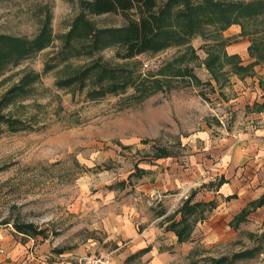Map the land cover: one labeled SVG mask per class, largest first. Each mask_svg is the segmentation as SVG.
I'll return each instance as SVG.
<instances>
[{"label":"rangeland","instance_id":"1","mask_svg":"<svg viewBox=\"0 0 264 264\" xmlns=\"http://www.w3.org/2000/svg\"><path fill=\"white\" fill-rule=\"evenodd\" d=\"M80 12L82 0H0V33L33 39L48 15L53 32L48 47L9 63L0 74V101L24 74H40L28 92L0 108L21 122L17 130L0 123V264H78L81 256L102 254L114 264H215L224 257L232 264L234 255L244 250L252 252L233 264H264V217L252 214L232 221V202L217 193L222 179L215 176L222 139L244 126L243 109L235 99L245 95L252 77L259 76L256 68L264 63L254 65L249 75L227 72L226 64L217 81L207 67V49L222 35L227 51L235 37L211 25L190 44L157 54L125 60L116 54L119 46H110L64 60L63 38ZM87 18L94 28L126 22L113 13ZM239 56L242 65L255 60L249 52ZM96 60L124 70L126 88L117 93L108 86L96 90L107 84L97 83L99 69L84 84L57 85ZM91 90L97 95L90 96ZM146 182L154 193L142 196L135 223L147 230L158 227L147 243L163 254L154 249L152 258L126 261L127 246L117 249L106 232L94 229L93 211L82 215L78 207L80 201H103L106 191L114 193L113 202L127 196L134 204L129 194ZM130 186L123 195L122 189ZM192 191V200L214 199L216 206H196L188 220L191 239L175 243L166 225L168 217L181 218L182 203H172L180 193L186 201ZM167 207L170 214L160 218ZM27 224L36 233L18 232L17 225Z\"/></svg>","mask_w":264,"mask_h":264},{"label":"trees","instance_id":"2","mask_svg":"<svg viewBox=\"0 0 264 264\" xmlns=\"http://www.w3.org/2000/svg\"><path fill=\"white\" fill-rule=\"evenodd\" d=\"M160 0H82L83 12L73 21L72 26L63 38L64 60L73 54H80L85 51L94 54L95 49H104L110 46H119L117 56L123 59L134 58L142 53L151 52L157 54L173 45L182 46L197 35H203L206 25H211L221 33L231 27L232 24H239L242 27L241 35L249 38L251 44L248 52L255 60L248 65H242L241 56L238 54L229 55L225 49L226 39L221 35L216 43L207 49V67L218 81L221 69L228 64L227 72H237L246 75L253 73V66L264 63V0H167L162 6ZM117 14L126 21L120 27L94 28L88 21L87 16ZM51 16H47L45 23L39 33L33 38L25 36H14L7 33H0V74L9 63H18L49 46L53 40V32L50 28ZM86 40V41H85ZM88 40V41H87ZM78 41L80 47L73 43ZM220 47L219 50L214 51ZM214 47V48H213ZM50 68V67H47ZM99 69V81L107 82L99 86L98 91H103L104 86H108L110 92L117 93L126 88L128 75L125 71L117 68H110L102 61L96 60L92 65L87 66L77 74L59 79L57 85L60 87L84 84L86 78L94 75ZM119 71V72H118ZM39 73L24 74L18 84L7 90L5 96L0 101V108H5L14 103L22 94L28 92V88L39 79ZM127 79V80H126ZM102 81V82H100ZM99 85V84H98ZM97 95V91H89V95ZM2 108V109H3ZM6 121L10 128L17 130L21 122L7 114H3L0 109V123ZM1 129V128H0ZM224 182L222 178L221 184ZM112 187V186H111ZM195 192L184 202L179 209L181 218L173 220L167 229L178 235V241H186L191 238V226L189 218L196 212L198 205L209 204L211 208L216 206L214 200L207 202L197 201L191 204ZM233 196H228L232 198ZM264 203V196L257 201L256 205ZM255 204V203H254ZM247 209H244L238 217L246 216ZM18 232L28 233L32 229V224L17 225ZM35 231V229H32ZM40 233V232H39ZM149 247L138 251L146 252ZM252 250L240 251L232 259L241 256H249ZM227 257L215 259V264H231L227 262Z\"/></svg>","mask_w":264,"mask_h":264},{"label":"crops","instance_id":"3","mask_svg":"<svg viewBox=\"0 0 264 264\" xmlns=\"http://www.w3.org/2000/svg\"><path fill=\"white\" fill-rule=\"evenodd\" d=\"M241 31L242 27L239 24H232L230 28L225 30V35L235 37V41L227 47L228 54L244 55L248 52L251 41L249 38L243 37ZM256 71L259 76L252 77V86H249L247 91L243 92L244 96L235 99L238 103V109H243L244 126L235 128L233 134L228 133L226 138L222 139L221 165L216 167L215 171V176L220 175V180L224 179L217 193L225 195L226 199L232 202L230 208L235 210L232 221L236 222L239 214L244 209L248 211L244 218L250 219L252 214L258 218L264 217V203L256 205L257 201L264 196V66L259 65ZM134 187L137 190L135 194L132 192L129 194V196L133 195L135 197L137 202L134 204L131 203V199L129 201L126 198L127 196L123 197L120 202H113L114 193L110 194V191H106L103 201L92 202L91 204H84L83 201H80L78 207V211L82 215L93 211L94 229H102L106 232L107 239L119 245L117 249L127 246L123 251L126 261L137 257L152 258L155 255L154 249L159 255L163 254L155 246L153 247L152 244L147 243V241H151L150 237L152 235L150 233L154 235L156 233L155 228L158 227L153 225V229L147 230L139 225L140 222L135 223V219L139 218L142 213L143 205L139 203L142 196L154 193V187L147 182L137 184ZM132 188L133 186L122 189L123 195ZM120 189L118 190L121 191ZM138 192H140V195H138ZM182 195L183 193H180L174 199L172 203L174 207L180 201L182 204L178 208L180 209L183 206L185 201L182 202ZM228 196L233 197L228 198ZM197 201L192 200V202ZM169 208L167 207L166 210L162 211L160 218L170 214ZM181 214L182 212L179 210V215ZM176 218L168 217L169 222L167 225L173 220L180 219ZM174 235V242H179L178 235L175 232ZM186 241L179 243H185ZM147 247L149 248L146 252L137 253Z\"/></svg>","mask_w":264,"mask_h":264},{"label":"built area","instance_id":"4","mask_svg":"<svg viewBox=\"0 0 264 264\" xmlns=\"http://www.w3.org/2000/svg\"><path fill=\"white\" fill-rule=\"evenodd\" d=\"M77 260L78 264H114L112 259H110L106 254H102L99 256L85 255L79 257Z\"/></svg>","mask_w":264,"mask_h":264}]
</instances>
